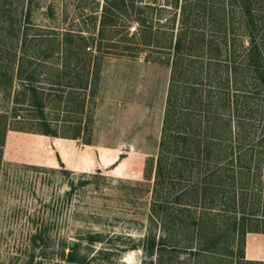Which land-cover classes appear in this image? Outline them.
<instances>
[{"label": "rangeland", "instance_id": "374dc122", "mask_svg": "<svg viewBox=\"0 0 264 264\" xmlns=\"http://www.w3.org/2000/svg\"><path fill=\"white\" fill-rule=\"evenodd\" d=\"M172 1L141 4L168 5L151 11L158 25L173 18ZM177 4L174 21L191 23V0ZM102 6L104 0H0V264H77L66 259L69 246L77 247L80 264H168L169 255L159 262L145 251L148 237L167 232L149 216L153 180L144 178V167L156 152L169 68L155 53L148 56L160 60L127 53V28L136 33L128 6L109 7L117 22L98 54ZM27 88L37 90L36 99ZM258 95L253 129L235 149V209L215 213L199 240H216L212 251L199 258L181 248L173 264H240L239 238L228 224L247 216L245 228L260 230L264 91ZM40 112L56 136L42 134ZM186 236L177 235L182 246ZM244 260L264 263V233H246Z\"/></svg>", "mask_w": 264, "mask_h": 264}, {"label": "trees", "instance_id": "16d2710c", "mask_svg": "<svg viewBox=\"0 0 264 264\" xmlns=\"http://www.w3.org/2000/svg\"><path fill=\"white\" fill-rule=\"evenodd\" d=\"M191 3L195 8L191 23L186 17L174 21L179 7L177 0H173V18L159 20L155 25L151 11L161 13L168 5L104 0L99 15L101 30L96 36L95 51L101 54L104 32L114 29L117 22L109 7L128 6L136 25L131 29L136 33L127 28L124 37L132 36L127 40L132 45L125 48L127 53L133 56L143 52L147 59L157 61L159 58L148 56L155 53L165 57L160 62L169 68L156 152L147 158L144 167V178L153 180L149 216L152 221H159L167 232L157 241L148 237L145 251L148 256L155 255L159 262L164 254L169 255L168 264H173L181 248L199 258L212 251L208 245L216 240L209 238L204 245L199 240L208 233L218 213L235 209L236 192L231 189L236 172L232 165L238 155H234L235 149L253 129L252 97L264 91V0H191ZM133 35H140L139 42H132ZM122 42V38L116 41ZM25 90L29 98L36 99V89ZM42 115L40 112L42 134L56 136ZM240 162L245 165L244 161ZM220 207L223 211L215 212ZM198 208L206 213H196ZM261 216L260 230L245 228L243 222L248 220L247 216L237 219L234 216L228 224V230L239 238L240 264H264L244 260L246 233H264V210ZM186 232L191 236H186V244L182 246L177 235ZM69 250L67 261L82 263L77 247L69 246Z\"/></svg>", "mask_w": 264, "mask_h": 264}, {"label": "crops", "instance_id": "0c3cea01", "mask_svg": "<svg viewBox=\"0 0 264 264\" xmlns=\"http://www.w3.org/2000/svg\"><path fill=\"white\" fill-rule=\"evenodd\" d=\"M245 246H246V243H245ZM256 257H258L259 255H261L259 252H256ZM257 259V258H256ZM258 260V259H257ZM259 261V260H258Z\"/></svg>", "mask_w": 264, "mask_h": 264}]
</instances>
